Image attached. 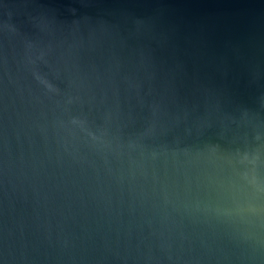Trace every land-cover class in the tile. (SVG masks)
Listing matches in <instances>:
<instances>
[{
  "label": "water",
  "instance_id": "water-1",
  "mask_svg": "<svg viewBox=\"0 0 264 264\" xmlns=\"http://www.w3.org/2000/svg\"><path fill=\"white\" fill-rule=\"evenodd\" d=\"M0 264H264V0H0Z\"/></svg>",
  "mask_w": 264,
  "mask_h": 264
}]
</instances>
